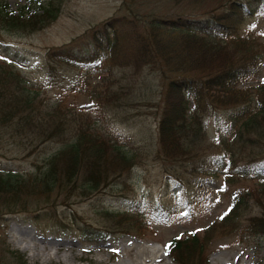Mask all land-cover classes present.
Returning <instances> with one entry per match:
<instances>
[{
  "label": "trees",
  "instance_id": "1",
  "mask_svg": "<svg viewBox=\"0 0 264 264\" xmlns=\"http://www.w3.org/2000/svg\"><path fill=\"white\" fill-rule=\"evenodd\" d=\"M54 1L41 5V14L30 13L31 19H22L21 14L0 5V46L5 45L3 28L14 27L19 22L20 26H33L55 18ZM224 1L222 13L201 20L181 16L159 20L161 27L188 35L192 32L195 42L191 45L190 38L189 45L180 52L184 60L181 58L172 65L176 75L165 87L157 125L158 142L165 172L179 185L181 197L193 210L201 212L207 208L215 193L210 182H219L221 189L226 183L255 179L257 186L230 193L225 207L198 232L167 241L164 249L177 264H208L205 238L217 230L220 235H235L242 243L264 234V79L257 81L264 68V41L249 27L240 31L247 20L264 13V0ZM147 23L142 30L131 31L129 35L121 33V26L115 29L111 23L104 22L84 40L47 49L40 62L51 79L60 76L64 67L95 59L98 54L100 61L113 59L119 53L139 64L146 57V45L158 42L156 28L160 25L152 20ZM82 70L92 73L88 67ZM72 93L85 95L92 102L108 98L104 89L85 86ZM69 94L67 88L48 116L39 115L24 79L0 55V130L23 135L35 144L47 140L66 142V148L33 161V170L25 175L0 170L1 202L4 201L0 203L3 208L0 220L5 214L23 213L41 229L71 231L91 242L107 233L144 235L149 230L147 222L133 209H103L106 216H118L113 227L94 226L73 209L76 199H90L93 192H103L114 182L120 184L122 191H128L137 161L129 157L131 161L124 169L115 166L109 169L104 146L110 143L118 147L116 139L100 132L93 125L90 113L73 111L69 119L66 115L71 110L67 104ZM70 104L76 106L72 101ZM220 109L225 110L223 115L218 113ZM204 117L215 120L216 140L209 143L210 149L200 145L208 139ZM66 119L73 121L72 133H65ZM70 134L77 135L67 143ZM82 153L84 159L80 157ZM253 206L258 207L259 213L251 212ZM169 244L170 249L166 248Z\"/></svg>",
  "mask_w": 264,
  "mask_h": 264
},
{
  "label": "rangeland",
  "instance_id": "2",
  "mask_svg": "<svg viewBox=\"0 0 264 264\" xmlns=\"http://www.w3.org/2000/svg\"><path fill=\"white\" fill-rule=\"evenodd\" d=\"M48 2L0 0V5L13 10L16 15L21 14L19 17L22 19H31L30 13L41 14V5L47 6ZM224 2L55 0V18L36 26H20L22 24L19 22L14 27L2 29L5 45L0 46V55L6 57L24 79L29 95L34 98V109L39 115L48 116L69 88L67 104L71 110L66 112L69 119H72L73 111L90 113L93 125L117 141L118 147L114 148L110 143L104 146L109 163L107 167L112 169L115 166L122 170L131 160L137 161L131 173V187L128 191H122L120 184L114 182L103 192H93L90 199H76L73 209L92 225L101 227H113L118 217L112 214L106 216L103 209H133L146 219L149 230L142 237L135 233L118 236L107 233L98 237L95 243H90L73 232L43 230L28 220L26 214H5L0 220V264H177L171 256L165 254L162 247L164 242L173 237L198 232L200 228L209 225L225 207L230 193L257 186L255 179L226 183L221 189L219 182H210L215 193L207 208L201 212L193 210L181 197L179 185L165 172V162L158 142L157 125L163 108L165 87L176 75L172 65L181 58L184 60L180 52L183 46L189 45L190 38L191 45L195 42L192 32L188 35L187 32L161 27L159 20L178 16L182 19L201 20L222 13ZM150 20L160 25L156 28V32H159L156 37L158 42L146 45V57L139 60V64H135L132 58L127 60L119 53L113 59L100 61L98 54L93 60L64 67L60 76L51 79L40 62L41 55L47 49L84 40L104 22L111 23L115 29L121 26V33L132 35L131 31L142 30ZM134 23L138 25L134 27ZM247 27L264 41V13L247 20L240 31ZM224 32L230 31L224 29ZM86 67L91 69V74L82 70ZM263 79L264 68L257 81ZM83 86L104 89L108 98L92 102L85 95H73L72 92ZM70 101L76 106H72ZM190 106L193 107V104ZM218 113L223 115L225 110L220 109ZM66 121L68 130L65 133H72L73 121ZM203 121L208 139L204 143L200 142V145L210 149L209 143L216 140L215 120L213 117H204ZM76 135L70 134L67 143ZM22 137L12 135L9 130H0V170L3 173L25 175L33 170V161L48 157L66 146V142L58 140L35 144ZM204 152L212 153L210 150ZM83 156L82 153L80 157L84 159ZM2 197L3 193H0V203L4 202H1ZM252 208L254 210L251 212L259 213L258 207ZM220 234V230H217L205 238L208 264H264V234L250 238L247 243L238 242L235 235Z\"/></svg>",
  "mask_w": 264,
  "mask_h": 264
},
{
  "label": "snow or ice",
  "instance_id": "3",
  "mask_svg": "<svg viewBox=\"0 0 264 264\" xmlns=\"http://www.w3.org/2000/svg\"><path fill=\"white\" fill-rule=\"evenodd\" d=\"M179 238V237H178ZM170 247H171V244H169V245H167L166 246V248H169L170 249ZM113 251H116V252H118V250L117 249H113ZM165 254H167V251H166V253Z\"/></svg>",
  "mask_w": 264,
  "mask_h": 264
},
{
  "label": "bare ground",
  "instance_id": "4",
  "mask_svg": "<svg viewBox=\"0 0 264 264\" xmlns=\"http://www.w3.org/2000/svg\"><path fill=\"white\" fill-rule=\"evenodd\" d=\"M28 247V246H27ZM24 249H26V248H24Z\"/></svg>",
  "mask_w": 264,
  "mask_h": 264
}]
</instances>
